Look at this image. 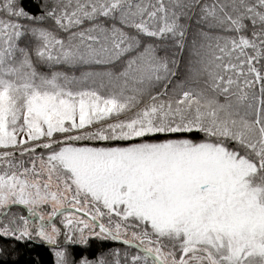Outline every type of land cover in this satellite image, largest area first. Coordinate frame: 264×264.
I'll list each match as a JSON object with an SVG mask.
<instances>
[{"label":"snow or ice","instance_id":"1","mask_svg":"<svg viewBox=\"0 0 264 264\" xmlns=\"http://www.w3.org/2000/svg\"><path fill=\"white\" fill-rule=\"evenodd\" d=\"M35 249L264 264V0H0V264Z\"/></svg>","mask_w":264,"mask_h":264},{"label":"trees","instance_id":"2","mask_svg":"<svg viewBox=\"0 0 264 264\" xmlns=\"http://www.w3.org/2000/svg\"><path fill=\"white\" fill-rule=\"evenodd\" d=\"M32 2H34V3H39L40 0H32ZM37 253H39L40 258H41L43 264H47V262H48V260H49V257L45 254L44 250H42V249H35V250H33V251L31 252V255H30V256H29L28 254L23 255L22 259H23L24 261H27V260H29V259H31V258H35L36 255H37Z\"/></svg>","mask_w":264,"mask_h":264},{"label":"rangeland","instance_id":"3","mask_svg":"<svg viewBox=\"0 0 264 264\" xmlns=\"http://www.w3.org/2000/svg\"><path fill=\"white\" fill-rule=\"evenodd\" d=\"M42 70H44V69H42Z\"/></svg>","mask_w":264,"mask_h":264}]
</instances>
